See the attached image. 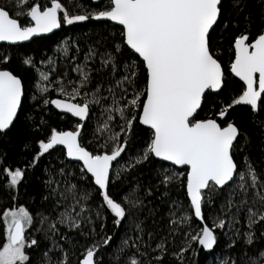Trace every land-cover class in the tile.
Here are the masks:
<instances>
[{"label":"trees","instance_id":"1","mask_svg":"<svg viewBox=\"0 0 264 264\" xmlns=\"http://www.w3.org/2000/svg\"><path fill=\"white\" fill-rule=\"evenodd\" d=\"M55 2L59 32L25 45H0V70L18 77L24 93L11 128L0 132V250L7 241L6 214L23 209L29 217L23 264H79L92 250L94 264H264V95L257 112L235 105L244 87L230 75L235 40L245 36L251 43L264 31V0H224L208 37L223 88L205 94L193 121L212 119L238 130L231 148L233 180L223 189L210 184L202 193L203 219L215 234L210 252L198 244L201 225L186 198L187 170L153 159L152 133L138 123L147 82L143 63L126 48L122 28L92 19L110 10L111 0H0V8L25 27L34 6ZM65 17L84 19L67 23ZM43 68L62 95L53 86L37 90ZM67 86L77 93L67 94ZM63 94L88 107L82 147L99 156L125 144L105 194L80 165L65 159L61 147L42 150L53 134L78 126L50 106ZM129 94L138 95L136 103H129ZM15 173L21 178L14 180Z\"/></svg>","mask_w":264,"mask_h":264},{"label":"water","instance_id":"2","mask_svg":"<svg viewBox=\"0 0 264 264\" xmlns=\"http://www.w3.org/2000/svg\"><path fill=\"white\" fill-rule=\"evenodd\" d=\"M223 1L111 0L110 10L92 17L94 21L122 28L126 48L143 63L147 82L138 123L152 133L153 159L177 170H187L186 198L194 220L201 225L198 244L205 252L213 249L215 234L203 219L202 193L210 184L225 188L236 173L231 148L238 137L237 128L232 124L220 127L212 119L193 121L205 94H216L223 88V70L208 43ZM27 19L29 25L22 27L0 8V45H25L59 32V3L44 9L36 5ZM233 50L230 75L244 87L235 105L257 112L264 95V31L251 43L245 36L239 37ZM23 95L21 80L0 70V132L11 128ZM50 106L78 126L53 134L45 148L61 147L65 159L80 165L94 187L105 194L112 166L122 157L125 144L112 153L92 155L79 142L88 120V107L60 98H54ZM109 206L120 213L115 203L110 202ZM23 235L22 224L17 223L11 230L10 244H18ZM96 252H87L79 264H94Z\"/></svg>","mask_w":264,"mask_h":264},{"label":"rangeland","instance_id":"3","mask_svg":"<svg viewBox=\"0 0 264 264\" xmlns=\"http://www.w3.org/2000/svg\"><path fill=\"white\" fill-rule=\"evenodd\" d=\"M103 13V12H102ZM98 14V13H97ZM28 15V14H27ZM83 17H78V18H70V17H65V21L67 23H71L75 20H83ZM28 25H29V21H28ZM26 25V26H28ZM25 26V27H26ZM62 49L64 48V45H62ZM49 80V74L47 73L46 69H39L38 72V82L36 83L35 87L37 88V90H40L41 92L43 91H47L49 89L53 87H55L56 89V93L61 94L62 95V91L58 88V86H55L53 83L48 82ZM66 93L69 94V91H72L71 94H76V90L75 89H71L68 86L65 88ZM75 92V93H74ZM64 95V94H63ZM131 96V94H129ZM75 96V95H74ZM63 97H66V95H64ZM76 97V96H75ZM138 95L134 94L133 95V99L131 96V99L129 100L130 104L136 103V99H137ZM62 99V98H60ZM67 101H74L73 97H66L64 98ZM110 112L109 113H113L114 114V110H116L115 105H111L110 106ZM119 113L122 111V107H118ZM107 123H104L105 127L107 126ZM100 129L98 130V132H102L104 127H102V125H100ZM45 147L42 146V150H44ZM150 149V148H148ZM165 172H168L169 174H173L176 176H178L177 173H173L172 170H165ZM252 184H255V178L253 176L252 172L248 173ZM14 180L20 179L21 178V174L20 173H15V174H10ZM241 177V176H240ZM5 223H6V231H7V241L5 243V245L3 246V248L0 250V264H23L26 261V256H25V252H24V240L21 239L20 242L16 245H11L10 244V234H11V230L12 228L17 224V223H21L22 224V230L23 233L25 232V230L28 228L29 226V217L26 214L25 210L23 209H16V210H12L10 212H8L6 214L5 217ZM217 225V224H216ZM218 226V225H217Z\"/></svg>","mask_w":264,"mask_h":264}]
</instances>
